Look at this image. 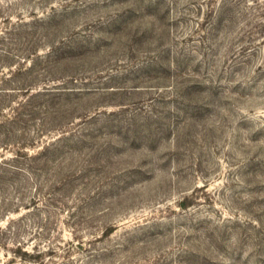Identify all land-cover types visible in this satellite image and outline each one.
<instances>
[{
	"label": "rangeland",
	"instance_id": "1",
	"mask_svg": "<svg viewBox=\"0 0 264 264\" xmlns=\"http://www.w3.org/2000/svg\"><path fill=\"white\" fill-rule=\"evenodd\" d=\"M2 51L1 78L21 62L36 87L72 90L37 103V206L2 223L27 249L54 248L46 264H264V0H0Z\"/></svg>",
	"mask_w": 264,
	"mask_h": 264
},
{
	"label": "trees",
	"instance_id": "2",
	"mask_svg": "<svg viewBox=\"0 0 264 264\" xmlns=\"http://www.w3.org/2000/svg\"><path fill=\"white\" fill-rule=\"evenodd\" d=\"M0 53V72H4L5 60L13 58L12 52ZM21 61L26 63L28 58ZM19 66L9 68L10 75L2 73L3 77H0V251H11L14 257L12 264H18V260L29 264H46L47 256L56 253L54 248L42 249L44 247L36 245L29 250L24 245L27 241H21L26 231L22 224L18 220H10L7 225L2 223L9 219V215L18 213L20 208L28 209V206L22 205L23 202H28L34 208L37 206L34 197L24 201V194L29 192L34 166L40 163L38 161L49 150L46 145L41 152L36 153L35 150L40 143L37 137L48 127V111L38 109L37 103L44 99H59L72 90H55L47 85L36 87L35 79L41 77L42 73L32 65L20 62ZM36 120H41V129L37 135H32L31 127ZM8 153L11 154L10 158L6 155ZM38 228L43 232L36 233L34 238H45L49 229L45 225Z\"/></svg>",
	"mask_w": 264,
	"mask_h": 264
}]
</instances>
